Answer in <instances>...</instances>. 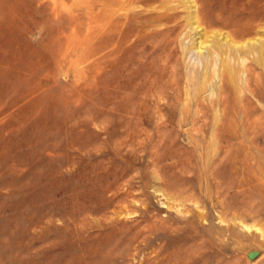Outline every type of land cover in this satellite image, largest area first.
Segmentation results:
<instances>
[{
    "label": "rangeland",
    "instance_id": "obj_1",
    "mask_svg": "<svg viewBox=\"0 0 264 264\" xmlns=\"http://www.w3.org/2000/svg\"><path fill=\"white\" fill-rule=\"evenodd\" d=\"M185 1L0 0V264H264V0L221 106L179 76L226 30L151 22Z\"/></svg>",
    "mask_w": 264,
    "mask_h": 264
},
{
    "label": "bare ground",
    "instance_id": "obj_2",
    "mask_svg": "<svg viewBox=\"0 0 264 264\" xmlns=\"http://www.w3.org/2000/svg\"><path fill=\"white\" fill-rule=\"evenodd\" d=\"M185 2L188 4L186 9L192 10L189 12L187 11V13L183 16L185 24L180 26L177 15L166 16L156 14L157 16L153 17L151 22L157 26H164V28L162 27L163 34L167 37L172 38L177 30H179V36L185 39L189 36V33L194 31L196 28H207V26L214 24V21H217L220 28L222 27V30H226L222 36L223 42L214 39L220 36V34H215L217 32L208 31V33L213 35L211 37L203 31L204 33L200 38H204V40L199 41L196 44L194 43L195 45L191 42V46L185 49V53L187 50L192 48L200 50L206 43L205 39L212 38L211 44L207 47L208 51L206 52L205 64L201 65L200 70L198 71L199 68L197 69V67H190L189 69H186L183 76H179L174 59L169 54L161 61L160 70L159 67L157 68L160 72L155 71L150 78L151 80L148 79L149 83L147 82L148 86L147 88L145 87L144 93L147 94V92H151L150 98H152L156 95V92H158L157 90L160 88L163 90H170L173 93L177 92L175 80L171 79L168 83L163 85L160 83V77L167 68L169 69L172 78H174L175 75L179 76L181 82L187 85V93L189 94V92H192L195 99L207 93L209 101L212 102L213 100L210 98H215L216 101L212 102V104H215L214 106H221L224 104L225 99L223 97L224 95L226 96L228 89H237L240 96H242L245 91H249L248 85L250 73L248 66L245 65V61L248 59L243 56L249 54V52L252 53V51L251 47L247 49V46H244L243 44L241 47H238L237 40L248 35V26L250 25V21L251 23L253 21L251 18L243 15L240 11L235 9L236 7L232 6L233 4L230 3L232 2L230 0V5H218L219 3L216 4L215 0H186ZM242 9L243 8H241V10ZM242 11H244V9ZM254 18L255 17H253V20ZM213 27L217 29L219 26H212L211 28ZM169 53H171V50H169ZM216 62H218V66L215 68V65H217ZM242 76L244 79H242ZM215 80L216 83H214ZM158 105V101L152 102V100H150L148 106L157 107Z\"/></svg>",
    "mask_w": 264,
    "mask_h": 264
}]
</instances>
